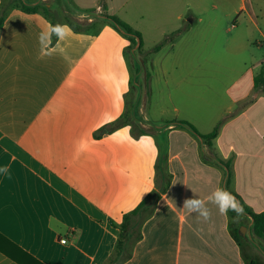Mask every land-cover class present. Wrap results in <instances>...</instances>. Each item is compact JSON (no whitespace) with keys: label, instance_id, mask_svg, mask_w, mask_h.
I'll list each match as a JSON object with an SVG mask.
<instances>
[{"label":"crops","instance_id":"1","mask_svg":"<svg viewBox=\"0 0 264 264\" xmlns=\"http://www.w3.org/2000/svg\"><path fill=\"white\" fill-rule=\"evenodd\" d=\"M60 1L0 0V246L42 264H106L134 212L119 264H264L249 214L222 215L206 201L204 220L182 207L222 187L264 213V84H255L264 55L250 57L251 46L263 48L264 0H168L205 35L233 19L245 34L222 44V57L195 61L187 94L198 98L183 101L185 114L169 96L154 105L144 69L155 46H132L106 18L119 17L106 0ZM69 18L88 29L76 32ZM57 24L66 27L54 35ZM210 72L221 86L208 111L205 83L193 77ZM216 127L210 145L201 135ZM0 264L17 263L0 250Z\"/></svg>","mask_w":264,"mask_h":264},{"label":"rangeland","instance_id":"2","mask_svg":"<svg viewBox=\"0 0 264 264\" xmlns=\"http://www.w3.org/2000/svg\"><path fill=\"white\" fill-rule=\"evenodd\" d=\"M109 12L118 15L121 20L129 23L135 30L143 34L144 47H154L163 43L159 51L152 52L150 65L144 71H149L147 77V86L149 96L151 87L154 90V105H167V97L172 101L169 103L171 108L180 109L181 114H185V105L190 99L198 98L193 89L190 94L187 86L188 73L195 61L203 57L220 58L222 44H231L233 40H244L245 34L243 28H234L236 20L223 23V28L219 33L205 35L203 28L196 19L193 23L188 22V17L183 15L178 18L182 8H177V4L172 5L168 0H106ZM68 1L63 0L59 3L66 4ZM243 19L242 17L239 19ZM253 36L257 40L263 39L253 31ZM211 44L207 49L202 50L201 43ZM217 44V47L215 45ZM136 45L132 41V46ZM217 48V49H216ZM263 48L258 50L256 45L251 46L250 57L253 60L263 58ZM153 62V65H152ZM217 73L197 74L194 84L198 82L205 83L206 86L201 92L205 93L206 108L213 107L211 100L216 98L215 91L220 88V81ZM153 81V83L151 82ZM198 86V85H197ZM184 105V106H183ZM183 116V115H182Z\"/></svg>","mask_w":264,"mask_h":264},{"label":"trees","instance_id":"3","mask_svg":"<svg viewBox=\"0 0 264 264\" xmlns=\"http://www.w3.org/2000/svg\"><path fill=\"white\" fill-rule=\"evenodd\" d=\"M21 8L23 11L28 12V13H43L46 17L50 19H51V16L53 15L50 8L44 5L43 3H39L37 5H30L27 3H22ZM106 18L110 20L114 25L118 23L121 26V28L128 33L127 35L130 36V39L135 44L137 43L136 39H139L140 44H139L138 50L139 51L142 50L144 42H143L142 34L139 31L133 29L129 24L123 22L119 17L115 15H106ZM52 22L54 21L52 20ZM68 22L71 24L72 28L76 32L79 31L80 29L87 30L89 27V24H82L71 18L68 19ZM2 23H3V18L0 17V27ZM54 35H57V34L54 33ZM162 45L163 43L156 45L152 49V52L159 51ZM255 84L258 87L264 84V74H261L260 76L256 77ZM181 124L184 126H188L197 132V130L191 123L187 121H181ZM217 132H218V128L216 127L211 133L201 135V136L204 139H206L208 143L211 145V140H213L216 137ZM241 208L243 212L249 214L253 218L254 234L258 238L264 239V213H259V214L253 213L244 205H242ZM231 212H234V211H231ZM133 215H134V212H132L129 215L124 216L125 224L121 227V237L116 242L115 249L113 253L111 254V256L108 258L106 264H119L125 258H128L129 256L128 248L130 244L129 232L134 228L133 218H132ZM235 238L238 242L242 241V236L239 234L238 231L236 232ZM9 244H10L9 247L11 246L12 249L10 248L5 249L0 246V250L4 252L8 257L12 258L17 264H42L37 259L29 255L28 253H26L25 251H23L22 249L14 245L13 243L9 242Z\"/></svg>","mask_w":264,"mask_h":264},{"label":"clouds","instance_id":"4","mask_svg":"<svg viewBox=\"0 0 264 264\" xmlns=\"http://www.w3.org/2000/svg\"><path fill=\"white\" fill-rule=\"evenodd\" d=\"M66 26H61L59 24L51 26L52 32L56 34H61L64 32ZM43 37L41 36V39ZM206 201L217 206L220 214H226L229 210L236 211L238 214L242 213V208L239 207L238 202L235 197L227 190L222 187L217 188L205 199H200L195 196L187 197L183 201L182 207L186 208L190 213L195 212L199 217L204 220L210 218V210L206 206Z\"/></svg>","mask_w":264,"mask_h":264},{"label":"water","instance_id":"5","mask_svg":"<svg viewBox=\"0 0 264 264\" xmlns=\"http://www.w3.org/2000/svg\"><path fill=\"white\" fill-rule=\"evenodd\" d=\"M115 25H116V26H117L122 32L128 34L126 31H124V30L121 28V26H120L118 23H116ZM137 41L139 42V39H137Z\"/></svg>","mask_w":264,"mask_h":264},{"label":"built area","instance_id":"6","mask_svg":"<svg viewBox=\"0 0 264 264\" xmlns=\"http://www.w3.org/2000/svg\"><path fill=\"white\" fill-rule=\"evenodd\" d=\"M42 1H45V0H42ZM67 241L66 240H62V243H66Z\"/></svg>","mask_w":264,"mask_h":264}]
</instances>
